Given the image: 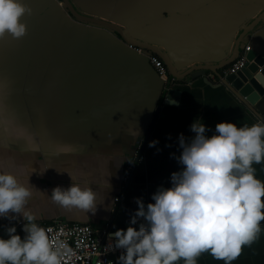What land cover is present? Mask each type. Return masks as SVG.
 <instances>
[{"label": "crops", "instance_id": "1", "mask_svg": "<svg viewBox=\"0 0 264 264\" xmlns=\"http://www.w3.org/2000/svg\"><path fill=\"white\" fill-rule=\"evenodd\" d=\"M68 1L205 72L163 79L64 0H0V264L36 254L30 230L54 219L112 237L186 222L152 264H264V94L249 107L215 72L240 38L236 58L264 56V16L243 35L264 0Z\"/></svg>", "mask_w": 264, "mask_h": 264}, {"label": "built area", "instance_id": "2", "mask_svg": "<svg viewBox=\"0 0 264 264\" xmlns=\"http://www.w3.org/2000/svg\"><path fill=\"white\" fill-rule=\"evenodd\" d=\"M129 44V43H128ZM140 52H147L151 64L160 77L175 82L169 76L164 60L155 52L129 44ZM247 45L226 69V74L236 73L247 64ZM132 164L127 166L128 179ZM22 225L23 221H19ZM32 239L41 242V249L24 260H13L5 264H152L166 238L153 225L129 228L120 237L101 233L89 223H74L54 219L38 225L29 232Z\"/></svg>", "mask_w": 264, "mask_h": 264}, {"label": "water", "instance_id": "3", "mask_svg": "<svg viewBox=\"0 0 264 264\" xmlns=\"http://www.w3.org/2000/svg\"><path fill=\"white\" fill-rule=\"evenodd\" d=\"M64 1L67 7L69 8V10L72 12V14L75 17L86 20V21L95 22V23L104 25L105 27H108L110 29H113L119 32L120 35L126 40L127 43L132 44L137 47L149 49L150 51L155 52L156 54L159 53L158 49H156L155 47H151L150 45H147L146 43L142 41H137L135 39L128 37L125 31L118 25L113 24L106 20L99 19L97 17L83 15L77 12L68 0H64ZM260 16L261 17H257L253 22H251L245 28V30L243 31V35H247L248 33H250V31L254 28L256 23H258L261 20V18L264 16V11L260 14ZM240 44H241V38L237 41L235 50L233 51V54L231 55V57L227 61H225L223 65L217 66L215 68V72L221 78H223V82L225 83V85H227V87L231 91L236 93L249 107H253V104H255L256 100L262 94H264V56L260 54L258 51L251 49L246 53V58L248 61H247V64L243 68L238 70L236 73L227 74L225 76L221 72H219V68L226 67L227 65L231 64L236 59L238 50L240 48ZM166 65L168 67L169 74H171V76L176 77L177 79L185 78L190 73L192 74L193 77H196L205 72V68L201 66H194V67H190L185 74H181V73H177V71L171 66V63L168 60L166 61ZM167 90L168 91L166 92V95H165V98L167 97V99H164L165 102H168V100H172V99L174 100V98H176V96L179 94V90L174 89L173 87H170ZM163 101L160 103V105L158 106L154 114V117L150 124L149 131L147 132V135L145 137V143L148 139L149 132L155 123V120L158 116V113H159V110H160V107ZM251 109L254 111L253 108ZM186 224L187 223L185 222L183 226L179 225L178 229L166 231V232H163L162 234L164 235L166 239L169 237H174V236H182L185 232V229L183 227Z\"/></svg>", "mask_w": 264, "mask_h": 264}]
</instances>
